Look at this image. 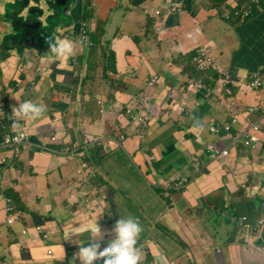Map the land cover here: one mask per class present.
I'll use <instances>...</instances> for the list:
<instances>
[{"label": "crops", "instance_id": "crops-1", "mask_svg": "<svg viewBox=\"0 0 264 264\" xmlns=\"http://www.w3.org/2000/svg\"><path fill=\"white\" fill-rule=\"evenodd\" d=\"M16 2L0 0V121L10 127L13 107L33 100L47 112L21 129L39 147L100 141L74 160L14 155L2 149L0 130V264H64L79 250L76 241L89 243L76 233L98 215L104 243L120 216H149L138 239L147 248L138 250L150 264H264V241L257 245L264 227L246 233L223 226L230 217L218 219L227 201L240 219L264 222V93L249 86L264 67V0L253 4L250 20L236 9L251 0H76L75 28L60 36L75 52L54 63L48 40L24 50L7 38L5 13ZM200 48L212 58L205 76L192 59ZM225 76L229 82H220ZM131 108L150 118L143 139ZM248 120L262 127L255 147L234 141ZM213 126L220 132L213 135ZM121 134L123 146H100ZM226 149L229 156L196 174L199 160ZM86 177L97 183L90 198L77 188ZM178 177L194 178L186 188L169 187ZM9 199L12 227L5 225Z\"/></svg>", "mask_w": 264, "mask_h": 264}, {"label": "clouds", "instance_id": "clouds-1", "mask_svg": "<svg viewBox=\"0 0 264 264\" xmlns=\"http://www.w3.org/2000/svg\"><path fill=\"white\" fill-rule=\"evenodd\" d=\"M257 2H258V0H251L250 4L242 6L240 8H237L236 11L243 10V9H250L252 12L250 17H252L254 14L253 4L257 3ZM67 5L69 7L70 4L67 3ZM179 7H180V4L178 2V8ZM178 8H176L175 11ZM67 11H68V8H67ZM68 15H69V19L66 18V20H67V24H70V26L68 28L62 29V30L57 27L55 29V31L58 29L61 31L58 34L54 35L56 38H53V37L49 38V45H50V53L51 54L47 57V59L50 63H54L57 61H65V60L71 58L75 52V45H74L73 41L60 38L62 31L68 32L70 30L72 31L75 28V25H73L71 23V18H72L71 17V5H70V12L68 13ZM68 21H70V22H68ZM55 31H53V32H55ZM53 32H51V33H53ZM251 82H252V79H251ZM251 82L249 83V86L251 88L256 89V90L264 93L263 88H255L251 85ZM17 100L20 101V99H17ZM250 111H252V109ZM46 112H47V108L44 105H42L36 101H33V100L23 99V101L20 102L17 107H13V109H12L13 116L15 117V119L13 120V123H12V127L13 128H22L23 127V125L21 123L22 121H25L28 119L39 120L45 116ZM249 112H248V114H249ZM261 132H262V127H261ZM143 138H141V139H143ZM55 141H53V142H55ZM258 144L256 146H258ZM51 147H54V146H51ZM251 147H255V146H251ZM9 151H11V150H9ZM14 155H16V154H14ZM51 156H56V155H51ZM218 160H216V161H218ZM6 162H7V160H4V163H6ZM199 162H200V160H199ZM199 168H200V164H199ZM193 178L194 177H191L189 179L192 181ZM81 184H82V181L78 185V187L81 190H83L84 194H85V192H87L84 189L85 185H83V187L81 188L80 187ZM184 188H186V187H184ZM177 189H183V188H177ZM96 191H97V188H96ZM90 197H88V198H90ZM8 203H9V207L7 209L8 218L6 220L5 225L8 227H12L13 224H12L11 218L9 216L12 213V212H9V209H11V208L13 209L12 200L9 199ZM13 212H14V209H13ZM99 216L100 215L96 216L94 220H92L90 223H88L87 225L84 226L83 230L76 233V234H82V235L86 234L85 239L89 241V243H87V244H85L84 240L76 241V243L79 245V250L76 253V257H78L79 264H98V262H101V264H150L148 260H146V261L141 260L140 252L137 248L138 239H139L140 234H141L143 229H142V226L136 217L131 216V215L126 216V217L120 216V218L113 225V227L111 229V239L108 240V242L105 246L104 241H105V237L107 234L104 232L101 225L98 223V217ZM244 219H241V221H240L241 226L244 224ZM1 226H2V224H0V227ZM263 227H264V222H263L261 229ZM77 228H79V226H77ZM70 236H72V235H69L68 237H70Z\"/></svg>", "mask_w": 264, "mask_h": 264}, {"label": "built area", "instance_id": "built-area-1", "mask_svg": "<svg viewBox=\"0 0 264 264\" xmlns=\"http://www.w3.org/2000/svg\"><path fill=\"white\" fill-rule=\"evenodd\" d=\"M251 10L250 9H243L236 11V16L238 17H244L249 18L251 16ZM197 70L202 73L204 76L207 72V70L212 66V58L209 50L207 48H200L195 51V57L193 59ZM251 85L255 88H263L264 89V67L260 68V70L253 74ZM159 80L158 76H154L151 82V85H154ZM220 82L228 83V77L225 76L224 80H221ZM197 86H202L201 82L197 84ZM128 113V111H127ZM129 115V114H128ZM132 119H138V124L140 125L139 129V137L143 138L147 130L149 128V122L150 118L148 114L140 115L136 112L134 113V116H130ZM15 118L13 116H7V120L10 122V127L5 123V121H0V130L3 131V144L2 149L4 151H13L14 154L18 155L21 150H30V151H37L41 155H56L59 157H63L67 160H74L77 158H82L84 154L87 152V149L91 146H94V144L98 143L100 141V138H85L83 141H79L78 139L69 147L63 148L61 150H57L54 147H39V145L32 142L31 138L28 134H26L25 131H23L21 128H13L12 123ZM237 120H233L235 122ZM224 131L226 133H230L232 131L231 125H225ZM212 132L214 134H217L220 132V129L218 126H213L211 128ZM261 132V126L258 123L251 122L250 120L247 121V126L242 129L240 132L237 133V135L234 138L235 143H238L243 137L245 138V144L247 146H256L259 143V137L258 133ZM56 137L52 138V141H55ZM230 152L228 149L223 150L221 152H215L212 153L209 157V161H200V168L197 170L196 174L202 173L204 169L208 168V165L210 162H214L221 157L229 156ZM85 169H87L86 163L83 165L82 170L79 172V175H83ZM91 177H86L82 179L81 188L83 185H89L90 184ZM191 182V180L188 177H178L173 178L172 181L169 184V187L172 188H184L187 187V185ZM79 188V187H77ZM96 191V189H93L92 192H85L86 197L93 196V193ZM9 212H13V209H9ZM263 225L262 221H259L256 226H253L248 223V219H244V224L242 225V228L246 233H250L252 231L259 232L261 230V227ZM38 232H41L40 229H38ZM46 238V237H45Z\"/></svg>", "mask_w": 264, "mask_h": 264}, {"label": "water", "instance_id": "water-1", "mask_svg": "<svg viewBox=\"0 0 264 264\" xmlns=\"http://www.w3.org/2000/svg\"><path fill=\"white\" fill-rule=\"evenodd\" d=\"M59 1L64 4H59ZM67 3L68 0H17L15 4L10 3L12 8H7L5 13L9 17L5 21L7 38L24 50L37 49L41 40L46 39L49 41L50 37L56 38L54 35L70 26L66 20V18L69 19L68 13L70 12V5L68 7ZM45 9L53 11L51 17H44ZM57 27L61 30L58 29L53 33L47 30L48 28L56 29ZM182 152L184 153V151ZM260 202L263 203L260 210L264 212V201L261 200ZM228 205L226 201L224 211L220 212L218 219L225 220L226 217H230L231 221L229 223L224 221L223 226H230L232 229L238 228L241 221L238 209L230 211ZM233 222H235V225ZM263 241L264 237H260L257 245H262ZM77 252V250H70L64 264H67V258L71 254ZM48 255H53V252H49ZM98 264H101V262H98Z\"/></svg>", "mask_w": 264, "mask_h": 264}, {"label": "rangeland", "instance_id": "rangeland-1", "mask_svg": "<svg viewBox=\"0 0 264 264\" xmlns=\"http://www.w3.org/2000/svg\"><path fill=\"white\" fill-rule=\"evenodd\" d=\"M94 0H91V2H93ZM78 13H79V11H77ZM227 15V14H226ZM143 113H142V115L144 114V111H142ZM134 113H135V110H134V108H131V109H128V114L130 115V116H134ZM130 120V122L131 123H135V124H137V121H138V119H135V118H133V119H129ZM138 125V124H137ZM139 131V130H138ZM211 132H212V130H211ZM206 134L207 133H205V134H203L204 135V137L206 136ZM212 134H213V132H212ZM138 135V134H137ZM214 135V134H213ZM128 138V136H126L125 134H121L120 135V137L117 139V140H112V139H110L109 140V138H104L105 140H103L102 142H101V144H100V146H103L104 144H106V143H108L109 141H113V142H117V144L118 145H122L123 146V142H124V140L125 139H127ZM96 146H91V147H89L88 149H87V153L89 154V152H91V150L93 149V148H95ZM117 214V213H116ZM117 216L119 217V215L117 214ZM134 217H136V218H139L141 221H142V224H141V226H142V228L145 226V224H147L148 222H150V217L149 216H146V215H139V216H134ZM110 239H111V237H110ZM106 244L107 243H104V245L106 246ZM137 248H139V249H142V248H147V246L146 245H143L142 244V242H139L138 243V247ZM67 263L68 264H79V260H78V257H76V254H71L68 258H67Z\"/></svg>", "mask_w": 264, "mask_h": 264}, {"label": "flooded vegetation", "instance_id": "flooded-vegetation-1", "mask_svg": "<svg viewBox=\"0 0 264 264\" xmlns=\"http://www.w3.org/2000/svg\"><path fill=\"white\" fill-rule=\"evenodd\" d=\"M75 2H76V0H68V4H70V5L74 4ZM58 3H59V4H64L62 1H59ZM52 12H53V11H47V10L45 9V11H44V17H47V16L51 17V13H52ZM76 21H77V20H76L75 17H72V18H71V23H72V24L75 25ZM68 22H70V21H68ZM47 30L50 31V32L55 31V29H53V28H48ZM194 57H195V53L192 55V59H194Z\"/></svg>", "mask_w": 264, "mask_h": 264}, {"label": "trees", "instance_id": "trees-1", "mask_svg": "<svg viewBox=\"0 0 264 264\" xmlns=\"http://www.w3.org/2000/svg\"><path fill=\"white\" fill-rule=\"evenodd\" d=\"M90 6L91 5H88L87 7H85L84 8V13L85 14H88L89 13V10H90ZM249 19V18H248ZM250 20V19H249ZM110 57H109V61H110ZM211 79V75H209L208 76V80H210ZM96 187H97V183H95V182H91L89 185H85L84 186V189H85V191H87V192H92V190L93 189H96Z\"/></svg>", "mask_w": 264, "mask_h": 264}]
</instances>
